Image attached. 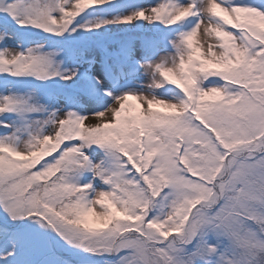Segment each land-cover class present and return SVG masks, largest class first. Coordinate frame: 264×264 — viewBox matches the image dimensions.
I'll return each instance as SVG.
<instances>
[{
  "label": "snow or ice",
  "instance_id": "snow-or-ice-1",
  "mask_svg": "<svg viewBox=\"0 0 264 264\" xmlns=\"http://www.w3.org/2000/svg\"><path fill=\"white\" fill-rule=\"evenodd\" d=\"M0 264H264V0H0Z\"/></svg>",
  "mask_w": 264,
  "mask_h": 264
}]
</instances>
